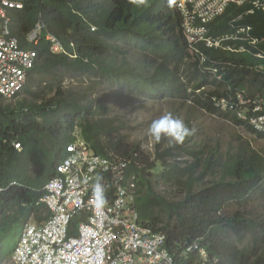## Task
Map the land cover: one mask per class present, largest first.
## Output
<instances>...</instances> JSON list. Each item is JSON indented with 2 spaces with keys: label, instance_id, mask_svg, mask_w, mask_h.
<instances>
[{
  "label": "trees",
  "instance_id": "16d2710c",
  "mask_svg": "<svg viewBox=\"0 0 264 264\" xmlns=\"http://www.w3.org/2000/svg\"><path fill=\"white\" fill-rule=\"evenodd\" d=\"M251 1L228 4L206 24L208 36L231 38L217 47L197 45L206 64L221 73L219 80L192 60L176 0H149L141 8L128 0H23L22 9L10 11V35L20 46L35 48L37 59L21 91L34 101L6 103L0 96V264L8 261L15 244L10 248L9 240L29 218L39 222L43 212L47 215L39 201L42 187L67 155L65 147L82 139L97 154L114 153L130 161L139 221L153 232H163L170 242L199 238L213 264H264V150L239 144L234 152L204 151L185 146L186 138L162 150L155 144L150 156L128 141L120 116H109L99 98H90L105 83L140 99L190 101V107L264 140L236 111L212 104V98L234 103L228 87L235 86L253 99L264 97V10ZM38 18L44 23L40 40L27 44L25 36ZM241 27L250 28L258 40L254 45L240 38L245 35ZM47 33L61 41L65 53L50 51ZM67 70L88 74L91 92L63 90ZM49 76L46 88L52 95L45 98L32 87L39 89ZM12 140L22 148H13ZM173 149L192 161L182 164L172 157L170 162ZM155 183L183 195L168 200Z\"/></svg>",
  "mask_w": 264,
  "mask_h": 264
},
{
  "label": "built area",
  "instance_id": "2783aa9c",
  "mask_svg": "<svg viewBox=\"0 0 264 264\" xmlns=\"http://www.w3.org/2000/svg\"><path fill=\"white\" fill-rule=\"evenodd\" d=\"M248 0H176L182 34L192 60L205 61L197 45L221 46L218 40L207 37L206 24L231 3ZM251 3L264 10V0ZM23 8V0H0V96L4 100L18 98L29 71L35 65V48L20 46L10 35V11ZM38 18L26 34L27 44H37L41 28ZM240 37L254 45L257 39L249 27H241ZM93 30V28H91ZM223 37V40L231 38ZM44 39L53 53H65L61 41L47 33ZM243 50V47H240ZM261 57L260 53L255 54ZM74 57L75 55H69ZM217 78L212 66L204 65ZM235 102L224 98L213 99L219 108L236 111L238 118L246 120L264 135V97L253 99L244 90L233 89ZM246 94V95H245ZM246 108V110L244 109ZM13 148L22 145L11 141ZM65 155L55 166V173L42 188L40 202L48 213L39 223L26 222L11 252L13 264H213L214 260L198 240L182 246L168 242L164 233L153 232L139 221L135 205L136 183L127 173V161L116 156L94 153L82 141H72ZM103 187L104 204L97 210L93 203V188ZM4 188L0 187V193ZM171 244V245H170Z\"/></svg>",
  "mask_w": 264,
  "mask_h": 264
},
{
  "label": "rangeland",
  "instance_id": "374dc122",
  "mask_svg": "<svg viewBox=\"0 0 264 264\" xmlns=\"http://www.w3.org/2000/svg\"><path fill=\"white\" fill-rule=\"evenodd\" d=\"M62 69L65 70L64 67ZM68 72L67 70L62 78L61 85L63 86V90L72 89L74 92H79L80 94L82 89L91 92L88 89V85L91 84V77L88 74H78L72 71L68 74ZM36 78H39V76L36 75ZM50 79V76L46 77L45 81L38 86L39 89L35 90V86H33V91L36 93L40 92L45 98L50 97L52 93H49L46 88V84L51 82ZM52 84L56 85V80L52 81ZM90 98H99L100 103L109 109V116H120L124 123L122 132L127 135L128 141L138 143L143 152L150 156L154 153L155 144L152 143L147 134L148 127L152 120L169 112L174 117L183 120L191 131V135L186 137L189 140L186 141L185 146L204 151L216 150L220 153L234 152L239 144L258 151L264 150V140L249 133L245 127L234 125L227 119L192 108L186 102H183V104L182 101L168 98L140 99L133 94L120 91L116 87L108 86L105 83L94 89ZM14 101H24L26 103L33 102L34 99L28 94L21 93L18 98L7 99L5 102ZM167 146L166 141L160 143V150ZM172 157L177 158L182 164H189L192 161L191 156L180 153L176 149L172 150L170 162L173 160ZM168 187L166 184L155 183L154 185V189L166 196L168 200H179L182 197L183 192H178L176 189L173 191L174 188ZM43 215L44 212L42 213ZM29 221L36 223V220L33 218H29ZM16 238L17 236L9 240L8 246L10 248L15 243ZM5 264L13 263L8 258Z\"/></svg>",
  "mask_w": 264,
  "mask_h": 264
},
{
  "label": "clouds",
  "instance_id": "9594fccd",
  "mask_svg": "<svg viewBox=\"0 0 264 264\" xmlns=\"http://www.w3.org/2000/svg\"><path fill=\"white\" fill-rule=\"evenodd\" d=\"M128 2L137 7V8H141V7H147L149 5V0H128ZM263 10V9H262ZM207 35V34H206ZM207 37H210L207 35ZM211 39H214V40H218L219 43L223 41V37L221 38H213V37H210ZM255 38V37H253ZM257 39V38H255ZM258 41V40H257ZM202 43V42H201ZM204 44V43H203ZM205 45V44H204ZM222 45V44H221ZM207 47H215V45H211V46H208V45H205ZM239 50H241L239 48ZM199 54H202L201 52H199ZM262 55V53H260ZM203 56V54H202ZM204 57V56H203ZM263 57V55L261 56ZM205 58V57H204ZM197 60V68L200 70V71H203L202 70V67L204 65H207L206 62V58H205V61L201 64V67L199 66V60L198 58L196 59ZM207 66H212V65H207ZM213 67V66H212ZM214 68V67H213ZM216 70V74L219 75V78H217L216 76H214L213 74L207 72L208 74L214 76L216 79H220L221 77V73H219L217 71L216 68H214ZM204 72V71H203ZM234 88H239L241 90H244V88H241L239 86H235V87H228V90H230L231 92H233V89ZM246 93V91H245ZM213 99L212 98V104H213ZM220 99V98H219ZM187 104H192L190 103V101H186ZM214 107L216 108H219L217 106H215L213 104ZM147 134L148 136L150 137L152 143L154 144H159V143H162V142H167L168 146L169 147H172V146H175L177 144H182L184 142V140L186 139V137H188L189 135H191V131L190 129L187 127V125L184 123L183 120L179 119V118H176L174 117L170 112L169 113H165V114H162L161 116H159L158 118L154 119L151 121L149 127H148V130H147ZM264 137V136H263ZM66 150V149H65ZM95 153V152H94ZM97 154V153H96ZM101 155V154H99ZM102 156H116L118 158H121V159H124L127 161V173L131 176L134 177V175L130 174L129 173V169H128V164H129V160L120 156V155H117V154H114V153H109L107 155H102ZM134 181L136 183V179L134 177ZM137 187V186H136ZM43 188V187H42ZM138 195V191L136 190V194L135 196ZM136 198V197H135ZM40 199V198H39ZM92 200H93V203L95 204V207L97 210H101L102 207H103V204H104V196H103V187L100 183H97L94 188H93V197H92ZM40 201V200H39ZM136 205V204H135ZM45 206V205H44ZM46 208V207H45ZM46 212L48 213L47 209H46ZM43 220V219H42ZM42 220H40L39 222H41ZM27 222H30V221H27ZM39 222H36V223H39ZM34 223V222H32ZM22 228V227H21ZM21 230V229H20ZM20 232V231H19ZM159 233H163V232H159ZM18 236L19 234L17 235V238H16V241L18 239ZM166 236V235H165ZM167 238V237H166ZM194 240H200L199 238L197 239H194ZM194 240L190 241V242H180L182 243L181 245L182 246H186L187 244L186 243H191L193 242ZM16 241H15V244H16ZM168 242H170L168 239H167ZM14 244V246H15ZM200 246L201 243L199 242ZM171 245V244H170ZM13 246V248H14ZM12 248V250H13ZM205 248V247H204ZM206 250V248H205ZM207 251V250H206ZM12 252V251H11ZM208 253V252H207ZM9 259L11 260V254L9 256ZM12 262V260H11ZM13 263V262H12Z\"/></svg>",
  "mask_w": 264,
  "mask_h": 264
},
{
  "label": "bare ground",
  "instance_id": "6f19581e",
  "mask_svg": "<svg viewBox=\"0 0 264 264\" xmlns=\"http://www.w3.org/2000/svg\"><path fill=\"white\" fill-rule=\"evenodd\" d=\"M250 2V1H249ZM243 33V32H242ZM243 40V39H242ZM66 52V51H65ZM251 125V124H250ZM78 127V126H77ZM75 133V132H74ZM72 138V137H71ZM75 140V139H74ZM71 141H72V139H71ZM82 141H83V139H82ZM129 163H130V161H129Z\"/></svg>",
  "mask_w": 264,
  "mask_h": 264
},
{
  "label": "crops",
  "instance_id": "0c3cea01",
  "mask_svg": "<svg viewBox=\"0 0 264 264\" xmlns=\"http://www.w3.org/2000/svg\"><path fill=\"white\" fill-rule=\"evenodd\" d=\"M45 215H46V213L44 212L43 218H44ZM36 222H37V221H36Z\"/></svg>",
  "mask_w": 264,
  "mask_h": 264
}]
</instances>
